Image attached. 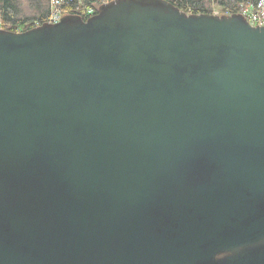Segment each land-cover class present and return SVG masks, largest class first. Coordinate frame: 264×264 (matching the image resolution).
<instances>
[{
    "label": "water",
    "instance_id": "95a60500",
    "mask_svg": "<svg viewBox=\"0 0 264 264\" xmlns=\"http://www.w3.org/2000/svg\"><path fill=\"white\" fill-rule=\"evenodd\" d=\"M0 264H264V25L117 0L0 28Z\"/></svg>",
    "mask_w": 264,
    "mask_h": 264
},
{
    "label": "trees",
    "instance_id": "16d2710c",
    "mask_svg": "<svg viewBox=\"0 0 264 264\" xmlns=\"http://www.w3.org/2000/svg\"><path fill=\"white\" fill-rule=\"evenodd\" d=\"M187 13H212L213 7L220 14L240 13L242 6L256 4L258 0H166ZM92 7V14L86 9ZM63 17L86 20L98 9L97 0H66L61 5ZM50 0H0V28L4 31H25L48 23Z\"/></svg>",
    "mask_w": 264,
    "mask_h": 264
},
{
    "label": "built area",
    "instance_id": "2783aa9c",
    "mask_svg": "<svg viewBox=\"0 0 264 264\" xmlns=\"http://www.w3.org/2000/svg\"><path fill=\"white\" fill-rule=\"evenodd\" d=\"M99 7L114 2L117 0H97ZM66 0H50V15L48 23L54 24L59 22L63 18V11L61 5L65 3ZM94 9L89 7L86 9V13L92 14ZM212 13L220 14L218 10L213 11ZM240 13L246 18L249 24L253 26H262L264 25V0H258L256 4H249L247 6H242ZM1 22V18H0Z\"/></svg>",
    "mask_w": 264,
    "mask_h": 264
},
{
    "label": "rangeland",
    "instance_id": "374dc122",
    "mask_svg": "<svg viewBox=\"0 0 264 264\" xmlns=\"http://www.w3.org/2000/svg\"><path fill=\"white\" fill-rule=\"evenodd\" d=\"M215 10H218V9H216V8L213 7V11H215ZM213 11H212V12H213ZM218 11H219V10H218Z\"/></svg>",
    "mask_w": 264,
    "mask_h": 264
}]
</instances>
